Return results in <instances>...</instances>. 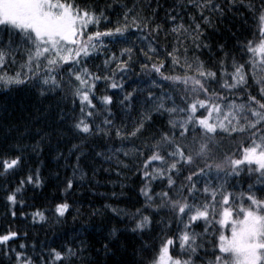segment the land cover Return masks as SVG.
<instances>
[{"label": "snow or ice", "instance_id": "snow-or-ice-1", "mask_svg": "<svg viewBox=\"0 0 264 264\" xmlns=\"http://www.w3.org/2000/svg\"><path fill=\"white\" fill-rule=\"evenodd\" d=\"M18 90L49 104L0 107L11 216L65 223L100 171L125 206L43 241L9 228L0 264H264V0H0V94ZM49 184L63 196L26 204Z\"/></svg>", "mask_w": 264, "mask_h": 264}, {"label": "trees", "instance_id": "trees-1", "mask_svg": "<svg viewBox=\"0 0 264 264\" xmlns=\"http://www.w3.org/2000/svg\"><path fill=\"white\" fill-rule=\"evenodd\" d=\"M124 2L131 3V0H124ZM145 3H148V0H144ZM161 3L165 5V7H170L172 4V0H167L165 3V0H161ZM161 15H163V12H161ZM115 16H113V19L115 20ZM251 24V22H249ZM112 25H108V27H111ZM254 28L255 26L252 25ZM245 35L248 36L249 34L245 32ZM249 38H251L249 36ZM99 63V61H97ZM136 71H139V66H136ZM135 84H130L126 90L130 91L132 87H135ZM100 93H103L104 85L101 84L100 86ZM113 92H117V90H112L111 92L107 94H113ZM255 94V93H254ZM118 95V92H117ZM49 104V100L40 98L39 96L29 93L27 90H18L13 91L8 94H0V107H6L8 109V112L11 113L12 116V123L16 122V119L27 115L29 112L32 114H35L37 110L40 112L44 111V108ZM41 161H47V156H41ZM50 167L53 170L55 169L54 165H50ZM103 167H108V165H104ZM43 174L45 176L48 175V169H43ZM61 171V175L63 176V170L59 169ZM67 175H71V170L68 171ZM89 176H91V173L89 172ZM96 180L100 182L99 186L94 185L91 181L86 180L83 183V186L77 185L75 188V192L72 194H69L67 199L69 203H72V201H79L80 203L75 204L72 209H70L69 213L66 216V222L62 223L61 225L57 227H53L50 230L49 224H45L43 227H41L39 224L32 226L31 224V217H29L27 220L22 218L20 216L21 212H32L35 209L32 207H20L19 205L16 206L15 211L17 213V216L13 218L10 214L11 209L9 207L5 206V202L2 198H0V234L11 228V230H19L21 233L28 232L29 234V240L28 243H31L33 240H39L43 241L45 239H51L54 235V233H59L63 231H69L73 227H79L81 223L86 222V216L80 215L77 216L76 209L79 208L81 213H86L89 210L90 202L91 207H98L100 204L103 203H119L120 207H124L123 202H117V201H107L104 197L100 196L99 193H110L111 191H119V188L113 189L112 185L107 183L111 180H116L117 178L115 175H109L103 171H100L96 177ZM54 183V182H53ZM128 183H131V181H128ZM63 187V185H61ZM127 191V190H126ZM95 192V195L93 194ZM82 193V194H80ZM128 195L133 196L135 198L136 193L135 192H128ZM3 196V193L0 192V197ZM53 196H63L62 193H57L55 187L52 184H49L48 187L44 189H36L35 191L32 190V188L26 187V193L22 197L26 204L32 205L35 204L36 207H50L53 201ZM32 197H35V199H32ZM56 202H60L59 199L56 200ZM48 215L51 217V213H48ZM73 217H76L75 224L73 223ZM98 219V218H97ZM71 234V233H70ZM18 242V241H17Z\"/></svg>", "mask_w": 264, "mask_h": 264}]
</instances>
